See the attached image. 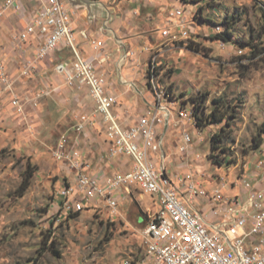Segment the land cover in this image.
<instances>
[{
  "label": "rangeland",
  "instance_id": "obj_1",
  "mask_svg": "<svg viewBox=\"0 0 264 264\" xmlns=\"http://www.w3.org/2000/svg\"><path fill=\"white\" fill-rule=\"evenodd\" d=\"M172 1L175 2L161 0V17L156 21L158 31L151 33L155 35L152 49L162 47L164 52L156 60L154 83L187 109L193 107V102L198 103L201 95H207L205 104L196 112L204 120L214 107L213 101H218L223 105L220 111L227 124L223 121L196 128L203 140L197 146L193 142L189 151L193 156L186 162L190 168L181 166L189 153L184 156L178 153L176 146L181 131L171 121L163 148L170 155L167 169L172 177L187 171L198 173L206 189L212 186L210 178L225 176L228 183L243 176L249 180L254 171L260 173L264 184V133L261 147L253 149L264 123V1L176 0L188 14L193 33L189 40L171 47L158 34L168 26ZM72 19L77 25L83 21L76 16ZM225 21L232 33L228 42L214 39V35L223 32ZM12 32L7 31L10 41ZM74 34L82 39L78 28ZM242 42L251 43L256 47L252 50L258 53L251 56L249 49L238 46ZM172 55H175L173 59ZM21 56L26 58L24 53ZM18 60L20 67L21 59ZM18 64L9 63L11 75L16 74L14 69ZM36 73L14 84L15 93L22 98L23 113L5 108L0 111V264H121L131 252L140 254L144 248L142 239L138 244V238L134 237L136 231L118 226V223L124 224L123 220L118 218V225L113 226L111 218L102 217L98 209L85 210L73 218L54 208L56 192L67 184L71 174L65 165L53 161L51 151L59 137L74 126L80 113L92 109V102L88 99L91 106L87 107L83 102L82 106H75L73 100L62 105L51 102L47 106L46 100L41 99L38 106H32L25 99L45 89L41 74ZM147 78L150 82L151 76ZM140 84L137 81L136 86L144 96L153 98L152 89ZM76 92L78 97L85 98L86 93L78 89L73 91ZM66 95L71 97L72 93ZM45 108H49L51 117L42 114ZM58 112L64 113V120L59 124L53 120ZM175 116L176 111H172L171 119ZM163 130L160 127L157 131L162 135ZM186 131L196 138L194 128ZM214 134L221 142L211 145L209 140ZM95 136L85 138L71 130L67 133L68 146L74 145L80 152L81 161L89 166L88 173L102 169L112 174L116 170L112 164L115 162L107 153L100 152L102 144L95 141ZM166 142L170 144L169 151ZM196 155L200 158L196 159ZM108 162H111L109 167ZM27 165L34 168V173L28 189L18 196L16 191ZM224 194L245 196L241 187L232 184L224 188ZM121 203L118 210L124 205ZM193 207L210 209L202 196L196 198Z\"/></svg>",
  "mask_w": 264,
  "mask_h": 264
},
{
  "label": "built area",
  "instance_id": "obj_2",
  "mask_svg": "<svg viewBox=\"0 0 264 264\" xmlns=\"http://www.w3.org/2000/svg\"><path fill=\"white\" fill-rule=\"evenodd\" d=\"M8 12L26 19L25 28L12 35L13 48L21 54L30 40L36 39L38 43L35 52L20 63L17 75L7 71L0 48V92L9 97L10 106L23 113L22 98L15 93L14 84L30 78L51 54L67 48L70 59L58 65L57 70L63 74L67 87L85 88L93 106L89 113L77 117L73 131L81 134L87 128L102 125L108 156L127 160L124 162L127 171L102 177L91 175L87 172L89 166L81 161L80 152L68 146L67 136L61 135L51 158L66 166L72 180L56 192L57 211L74 216L104 204L110 215L116 216L120 200L137 191L149 196L158 209L139 220L143 251L137 257L126 258L122 264H264V186L256 187L254 179L246 180V176L229 183L225 176H219L210 178L212 186L206 189L198 173L187 171L172 177L164 163L163 136L157 131L160 127L167 128L171 121L177 120L178 125L195 129L196 138L182 133L177 148L182 156L189 153L194 141L199 144L203 138L196 131L192 108L177 104L170 93L154 83L156 60L163 53L162 47L144 49L149 54L148 83L154 99L151 109L131 126L124 127L113 113L116 98L108 92L105 76L78 50L65 0H3L0 22ZM169 16L168 26L159 35L173 47L190 39L193 25L182 7L173 8ZM79 33L95 48L102 47V42L92 40L86 31ZM128 56L134 57L135 52L129 51L122 58ZM106 59L103 56L100 63ZM47 94L45 88L25 100L36 107ZM172 111H176L173 119ZM229 184L241 187L245 198L224 196V188ZM201 196L208 201V211L193 207Z\"/></svg>",
  "mask_w": 264,
  "mask_h": 264
},
{
  "label": "crops",
  "instance_id": "obj_3",
  "mask_svg": "<svg viewBox=\"0 0 264 264\" xmlns=\"http://www.w3.org/2000/svg\"><path fill=\"white\" fill-rule=\"evenodd\" d=\"M90 1H93L94 3L90 4L88 7H84V4L81 1L65 0L70 9L71 24L74 33L76 28H78L79 32L83 30L86 31L92 40H95L96 42H102L101 48H95L83 38L81 39L75 36L77 47L82 57L88 61H91L96 67L97 72L105 76L108 83V92L115 96L114 98H116V105L113 108V113L120 125L128 127L135 123V121L143 116L148 110H150L153 103V99L150 98V100L144 96V94L136 86V83L137 81H141L140 85H143L149 89V83L146 84L148 82L147 65L149 63V54L145 52L144 49L147 47L152 49L155 35H152L151 33H156V31H158V28L156 27V21L157 18L161 17L162 2L161 0ZM172 2L174 3L173 8L182 7V5L176 0L175 2ZM72 16H76V19H78V17L82 18V23L77 25L76 22L73 21ZM25 22L26 19L21 18L13 12H8L0 22V48L3 51L2 57L8 72H10V66H8L10 62L13 64H18V59L20 58V62L22 63L24 58L19 52L17 53L14 51L11 41L9 38H7V31H13L12 34L21 31L25 28ZM159 36L161 37V35ZM37 44V40L32 39L25 45V57H30L35 52ZM153 48V50H157L159 47ZM129 51H134L135 56L122 58V56H124L125 53ZM163 53L161 52L159 57H161ZM103 56H107V59L103 63H100ZM174 56L175 55H172L171 58L173 59ZM69 59V50L67 48H62L51 54L45 61L40 63L39 67L35 71L37 72L36 75L41 74V83L43 88H47L48 90V94L42 98L46 100L45 104L47 106L52 104L51 102L62 105L64 102H72V100L75 106H82V102L85 103L86 107L91 106L87 101L89 99L87 97V90L85 88L80 89L81 92L83 91V93H86V96H84L85 98L78 97L79 92L73 93L75 89L69 88L65 85L63 74L57 70L58 65ZM15 66L16 68L14 71L16 73L15 75H17L19 71V64ZM32 79H34V76ZM21 81L23 80L21 79ZM69 93H72L71 97L66 95ZM4 108L9 110L13 109L12 106H10L9 97L6 94H2L0 92V111ZM91 110L92 109L82 112L80 115L83 113H89ZM43 111L44 112L42 114L44 116L48 115L51 117L52 114L49 108H47V110L45 108ZM53 120L58 124L63 122L64 113L60 114V112H58L57 117ZM98 124L101 123L99 122ZM174 125H177L181 131L178 138V144L176 146V148H178L181 143L182 133L187 132L186 130H188L190 127L178 125L175 120ZM49 129H53V127ZM168 129L169 126L163 130V148L164 140L168 135ZM71 130L73 131L72 128H69L63 134L67 136V133ZM93 134H96L95 141L99 145L102 144V146H99L100 152L104 154L107 153V144L104 141V130L102 125L92 129L87 128L84 133L78 135H83L85 138H89ZM77 139L78 138H75V143H77ZM166 144L168 145L167 149L169 151L170 144L167 142ZM197 145L198 143H196L194 146ZM163 152L166 156L167 154L164 150ZM192 156L193 152L191 151L187 155L186 161L182 162L181 166H189V164L186 163L187 158H191ZM169 158L170 155H167L165 161L168 162ZM113 161L115 162L112 163L115 166V172L128 170V167L124 166V162L127 161L126 159H113ZM166 162H164L165 165ZM96 165L98 167V163H96ZM106 165L109 167L111 162L106 163ZM189 167L191 168V166ZM89 174L98 177L112 175L107 174L102 169L91 171ZM251 174L252 175H250V178L254 179L256 187H262L264 184L260 173L254 171L251 172ZM68 178L69 180H72V176H68ZM62 186L60 188H62ZM131 194V196H126L124 199L120 200V202H122L121 205H124L122 207L123 209L121 208V210H118L116 216H111L108 213L106 205L104 204L99 205L96 209L102 213V217H107V219L111 218L110 222L115 223L113 226H117L119 224L118 226L121 228H128L136 231L134 237L138 238V244H140V223L137 224V222L141 218H144L148 213H154L157 211L158 206L156 203H153L149 196L139 195L137 191H133ZM118 218L123 220V225L121 223L117 224L119 221ZM139 255V253L134 251L131 252V254L126 258L137 257Z\"/></svg>",
  "mask_w": 264,
  "mask_h": 264
},
{
  "label": "trees",
  "instance_id": "obj_4",
  "mask_svg": "<svg viewBox=\"0 0 264 264\" xmlns=\"http://www.w3.org/2000/svg\"><path fill=\"white\" fill-rule=\"evenodd\" d=\"M224 26V30L221 33H218L217 35H214V39H218L221 40L223 42H228L230 39V35H232L231 33V27L229 25V23L227 21H225L223 23ZM240 48L242 49H249L251 51V56H254V54L258 53V51H253L252 49H255L256 47H254L251 43H245L242 42L238 45ZM207 95H201V97L199 98V102H193V107H192V114H193V118H194V122H195V126L196 128L198 127H202L205 125H212V124H217L220 122L225 121V124H227L226 119H225V115L224 113H221L220 109L223 108V105H221L220 103H218V101H213V109L211 110V112L209 113L207 119H203L201 117H198L196 115L197 112V108H200V106H203L206 102L205 99ZM220 104V105H218ZM264 133V123L261 126V131L259 132V137L256 141H254V146L253 149L254 150H258L263 141H262V134ZM210 143L211 145H215L216 143L219 144L221 142V139L219 138V136L217 134H214L210 137ZM34 173V168L30 167V165H27L26 170H25V175L22 178V181L18 187V190L16 192H18V196H22L24 194V191H26L30 185V180L33 176ZM79 214H75L74 216L72 215V217H77ZM45 250H48V248H46ZM39 255H41V253H39L37 255L36 261L38 260V258L40 257Z\"/></svg>",
  "mask_w": 264,
  "mask_h": 264
},
{
  "label": "water",
  "instance_id": "obj_5",
  "mask_svg": "<svg viewBox=\"0 0 264 264\" xmlns=\"http://www.w3.org/2000/svg\"><path fill=\"white\" fill-rule=\"evenodd\" d=\"M78 1H81L84 4V7H88L90 4L94 3L93 1H90V0H78Z\"/></svg>",
  "mask_w": 264,
  "mask_h": 264
}]
</instances>
